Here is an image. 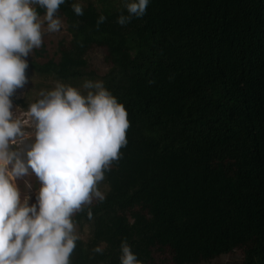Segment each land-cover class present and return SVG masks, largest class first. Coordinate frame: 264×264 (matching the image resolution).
<instances>
[{
  "label": "trees",
  "instance_id": "16d2710c",
  "mask_svg": "<svg viewBox=\"0 0 264 264\" xmlns=\"http://www.w3.org/2000/svg\"><path fill=\"white\" fill-rule=\"evenodd\" d=\"M73 3L57 12L70 35L59 60L26 58V74L82 84L95 77L89 54L103 49V86L129 127L104 201L89 206L91 219L88 209L73 217L90 232L71 264H119L121 241L142 264L156 250L173 264L237 250L239 264H264V0H150L123 26V4L77 16Z\"/></svg>",
  "mask_w": 264,
  "mask_h": 264
},
{
  "label": "clouds",
  "instance_id": "9594fccd",
  "mask_svg": "<svg viewBox=\"0 0 264 264\" xmlns=\"http://www.w3.org/2000/svg\"><path fill=\"white\" fill-rule=\"evenodd\" d=\"M149 2L122 0L127 14L116 22L123 26L141 18ZM64 3L0 0V264H71L81 239L73 217L88 209L92 218L89 206L105 199L98 185L127 144V112L103 81L85 80L83 94L57 81L29 104L26 119L13 111V97L29 80L26 58L42 46L43 32L61 31L57 12ZM37 8L44 9L42 18ZM71 8L83 14L79 2ZM104 20L100 15L97 25ZM26 125L34 130L26 132ZM29 176L39 185L31 204L18 183L33 189L24 179ZM120 252L119 264H142L126 241Z\"/></svg>",
  "mask_w": 264,
  "mask_h": 264
},
{
  "label": "rangeland",
  "instance_id": "374dc122",
  "mask_svg": "<svg viewBox=\"0 0 264 264\" xmlns=\"http://www.w3.org/2000/svg\"><path fill=\"white\" fill-rule=\"evenodd\" d=\"M79 2L82 6H87L89 4H92L98 8L102 6H107L108 4H122V0H76ZM41 18L43 16H40ZM61 23H62V29L61 31L55 32V33H48V32H43L42 35V46L40 48H34L30 55L27 57L29 59H34L37 62L44 63L47 62L48 60L54 59V60H59V55H58V47L59 44L62 41H69L70 40V35L67 30V24L65 19L60 18ZM46 27V25H45ZM45 50L44 56L38 57L36 55V52L39 50ZM88 60L90 63V68L93 71L95 77L90 78L88 80L91 81H103L104 76L108 73L109 71V64L105 60V52L103 49L95 48L93 51L89 54ZM29 77L28 83L25 84V86L22 89H18L15 96L13 97L15 100H20L24 102L18 103L13 101V111L20 116L22 119H26V117L23 115L29 104L35 102L37 99H39V93L41 91H48L51 90L54 85H55V80L53 79H45L36 75H31V74H26ZM65 84V83H64ZM67 84V83H66ZM71 85L81 91V93H85L87 90L83 89L82 84L78 85H73V84H67ZM34 129L31 128L30 126H25V131L26 132H32ZM31 143V141H26L24 147H27V145ZM28 182L32 184L33 189L28 190L24 187L23 181L18 182L20 184L21 192H22V198L23 195H28L29 196V203L31 204L33 202V198L36 194L35 189H38L39 185L38 182L36 181L34 176H29L24 178ZM99 189L106 195L109 192V187L108 185L101 181L100 184L98 185ZM77 231L80 234L81 238L84 240H87L89 237V227L88 226H77ZM243 258V253L240 250L234 251L231 254L228 255H223L220 256L210 262H202L200 264H239ZM152 264H173L172 262V256L169 250L165 251H154V261Z\"/></svg>",
  "mask_w": 264,
  "mask_h": 264
}]
</instances>
